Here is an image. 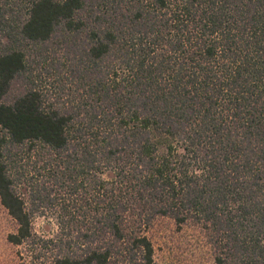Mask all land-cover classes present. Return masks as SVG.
I'll use <instances>...</instances> for the list:
<instances>
[{"label":"trees","instance_id":"1","mask_svg":"<svg viewBox=\"0 0 264 264\" xmlns=\"http://www.w3.org/2000/svg\"><path fill=\"white\" fill-rule=\"evenodd\" d=\"M0 200L51 264H154L158 217L264 264V0H0Z\"/></svg>","mask_w":264,"mask_h":264},{"label":"rangeland","instance_id":"2","mask_svg":"<svg viewBox=\"0 0 264 264\" xmlns=\"http://www.w3.org/2000/svg\"><path fill=\"white\" fill-rule=\"evenodd\" d=\"M6 10L9 12L8 8ZM55 212L36 211L33 222L35 234L51 238L59 232ZM17 230V222L0 200V264H21L23 260L26 264H51L50 253L46 250L41 255L39 251L34 255L31 248L12 244L9 236ZM145 234L154 245V264H214V247L206 231L198 225L189 224L180 230L172 219L158 217L146 228Z\"/></svg>","mask_w":264,"mask_h":264}]
</instances>
